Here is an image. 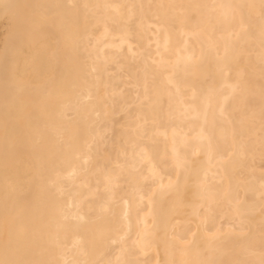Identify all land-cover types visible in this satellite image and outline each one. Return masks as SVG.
I'll return each mask as SVG.
<instances>
[{
  "label": "bare ground",
  "instance_id": "1",
  "mask_svg": "<svg viewBox=\"0 0 264 264\" xmlns=\"http://www.w3.org/2000/svg\"><path fill=\"white\" fill-rule=\"evenodd\" d=\"M4 13L0 264H264V0Z\"/></svg>",
  "mask_w": 264,
  "mask_h": 264
},
{
  "label": "rangeland",
  "instance_id": "2",
  "mask_svg": "<svg viewBox=\"0 0 264 264\" xmlns=\"http://www.w3.org/2000/svg\"><path fill=\"white\" fill-rule=\"evenodd\" d=\"M6 16V14H2V16L0 15V59L2 60V56H3V50H4V46H5V42H6V37L8 34V31L10 30L9 27L6 26L4 17ZM8 30V31H7ZM0 60V61H1Z\"/></svg>",
  "mask_w": 264,
  "mask_h": 264
}]
</instances>
